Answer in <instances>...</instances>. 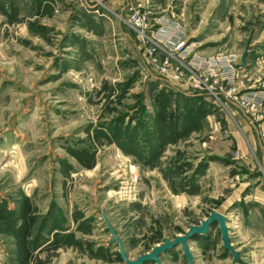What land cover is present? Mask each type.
Segmentation results:
<instances>
[{"label":"rangeland","instance_id":"374dc122","mask_svg":"<svg viewBox=\"0 0 264 264\" xmlns=\"http://www.w3.org/2000/svg\"><path fill=\"white\" fill-rule=\"evenodd\" d=\"M180 41L171 82L152 60ZM230 89L264 90V0H0V264H126L101 213L133 260L213 210L239 258L215 223L195 264H264L261 152Z\"/></svg>","mask_w":264,"mask_h":264},{"label":"built area","instance_id":"2783aa9c","mask_svg":"<svg viewBox=\"0 0 264 264\" xmlns=\"http://www.w3.org/2000/svg\"><path fill=\"white\" fill-rule=\"evenodd\" d=\"M134 21L136 22V25H139L143 23V20L140 16L135 15ZM165 30V27H161L159 31L156 32V34L160 35V41L161 39H164V42L167 40L169 41L170 38H168V35L163 32ZM184 46V42L180 41L178 42L173 50H168L169 54L162 58L160 63H158V60L156 58H153L152 63L158 66L159 72L169 81L176 82L181 80V74L183 73V70H181V65H173V59L179 58L182 59V56L180 54V49ZM193 61V60H192ZM222 64L224 66L223 73H224V79L226 80L227 84L230 86H234L237 81V73L235 71L236 68L232 65V61L228 58L221 59ZM211 63V60H209ZM217 63V62H216ZM200 64H203L201 62ZM196 65L191 63V67H195ZM174 71V72H173ZM214 74H211L213 76ZM206 79H209V76H204ZM197 87L201 88L202 85L200 82L195 83ZM209 94L213 95L216 94L215 90H209ZM230 95L233 96L235 99L234 104H236L246 115L249 116V118L257 124L258 131H259V137L261 141V148L263 153V158L259 161V170L264 172V90L260 91H250L245 92L240 95H236L234 93V90L230 89V92H232ZM229 98V97H228Z\"/></svg>","mask_w":264,"mask_h":264},{"label":"water","instance_id":"95a60500","mask_svg":"<svg viewBox=\"0 0 264 264\" xmlns=\"http://www.w3.org/2000/svg\"><path fill=\"white\" fill-rule=\"evenodd\" d=\"M246 53L247 52L242 55L243 65L246 63ZM101 215L105 220L111 234L113 235V240L118 242L121 256L126 264H145L149 261H154L157 264H162L161 255L165 254L169 250L176 248L177 246H181L187 258L188 264H195L194 255L191 251L189 241L196 234L207 233L210 230L211 226L215 223L218 224L219 232L223 239L224 248L233 253L235 260L239 258V251H237L231 243L230 232L227 225V216L217 210H213L206 218L201 219L200 224L190 225L185 233L178 234L174 238H165L162 243L156 244L150 251L139 255L136 259L133 260L128 257L123 240L117 235L116 229L112 225L111 221L104 213H101Z\"/></svg>","mask_w":264,"mask_h":264},{"label":"crops","instance_id":"0c3cea01","mask_svg":"<svg viewBox=\"0 0 264 264\" xmlns=\"http://www.w3.org/2000/svg\"><path fill=\"white\" fill-rule=\"evenodd\" d=\"M237 112L240 114V117H241L240 122H242L243 125L246 126L249 129L250 135H251V140L259 148V150L261 152V159H262L263 158V153H262L261 141H260V137H259V131H258L257 124L254 123L249 118V116L246 115L241 109L237 108Z\"/></svg>","mask_w":264,"mask_h":264}]
</instances>
